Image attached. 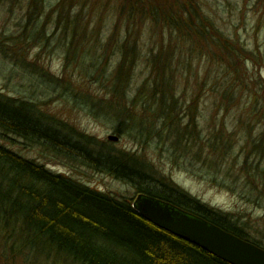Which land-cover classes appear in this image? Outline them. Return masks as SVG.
I'll return each instance as SVG.
<instances>
[{
  "label": "rangeland",
  "instance_id": "obj_1",
  "mask_svg": "<svg viewBox=\"0 0 264 264\" xmlns=\"http://www.w3.org/2000/svg\"><path fill=\"white\" fill-rule=\"evenodd\" d=\"M59 1L0 0V36L21 37L24 43L13 50L25 60L24 65L0 56V92L38 104L63 122L65 130L143 152L186 193L258 231L264 229V189L259 190V177L253 176L258 172L264 177V0H171L179 6L165 7L166 18L176 17L181 7L196 15L191 28L206 36L196 37L198 45L183 39V31L191 28L170 26L172 20L162 19L155 9L154 14L132 18L123 9V0H72L68 12H59ZM21 28L28 30L24 36H19ZM124 45L126 49L137 45L140 51L137 65L127 72L130 99L151 79L148 66L153 54L172 53V89L178 99L172 113L182 127L192 124L195 147L183 144L174 150L173 138L168 137L171 128L165 138L135 137V117L118 119L119 107L109 96L114 93L113 80L108 76L114 73ZM103 55L105 65L100 67ZM102 68L107 72H100ZM135 106L134 114L146 115ZM196 120L200 134L220 138L216 151L228 155L217 157L207 149L198 154L196 144L204 139L194 137ZM120 127L127 133L117 134ZM111 136L119 140L111 141ZM65 141L62 138L64 144L53 149L49 142L37 144L15 136L4 140L49 170L98 191L128 199L137 196L133 186L89 166L84 153L73 146L77 139ZM245 160L246 169L241 166ZM26 258L28 254L9 263L2 255L0 264H26Z\"/></svg>",
  "mask_w": 264,
  "mask_h": 264
},
{
  "label": "trees",
  "instance_id": "obj_2",
  "mask_svg": "<svg viewBox=\"0 0 264 264\" xmlns=\"http://www.w3.org/2000/svg\"><path fill=\"white\" fill-rule=\"evenodd\" d=\"M36 1L32 0L33 3ZM72 2L60 0L56 11L68 12L67 6ZM123 3V9H128L132 18L154 14L155 9L157 14L160 11L158 15L162 19H171L170 26L179 30L190 29L196 21V15L183 7L178 9L176 17L166 18L165 7L179 6L178 2L171 0H123ZM25 29L21 28L19 36L25 35L28 31ZM14 36L9 35V39L0 36V56L16 59V63L19 61L25 65L22 57L17 58L20 52L13 50L24 42L21 37ZM197 36L206 38L194 27L183 31L186 43L198 45L200 39ZM136 48L137 45L130 49L122 46L114 73L108 76L110 81H115L114 84L111 82L114 93L109 96L112 95L110 101L119 107L118 119L128 117L132 120L135 117L138 122V128H133L136 129L135 137L148 135L161 139L171 128L173 133L168 137L173 138L171 146L174 150L183 144L195 147V139H190L192 124L182 127L172 113L178 103L172 89V53L161 50L153 54L148 66L151 79L132 99L129 98L131 88L127 72H132L138 63L140 51ZM103 58L104 55L98 60L100 67L105 65L101 62ZM45 71L41 68V72ZM100 72L107 70L102 68ZM102 99L106 101V98ZM135 105L146 115L134 114ZM0 133V256L3 255L9 263L28 254L31 260L26 258V264H42L43 260L48 264H61L63 259L70 264H229L148 222L134 209L133 199L98 191L22 155L4 142L5 138L14 136L37 144L49 142L53 149L64 144L62 138L67 139L65 144L77 139L73 146L84 153L85 161L92 168L125 181L136 189L137 194L171 203L264 249V229L258 231L240 222L233 214L213 208L186 193L143 152L122 150L113 143L101 144L84 134L82 136L74 129L65 130L63 122L46 114L34 102L0 92ZM122 133L127 131L117 128V134ZM194 137L196 141L204 139L196 144L198 154L207 149L217 157L228 155L225 151H216L220 138L205 139L200 134L197 120ZM248 165L247 160L241 164L244 169ZM253 176L259 177V190L262 191L263 175L253 172ZM51 259L53 262L50 263Z\"/></svg>",
  "mask_w": 264,
  "mask_h": 264
},
{
  "label": "water",
  "instance_id": "obj_3",
  "mask_svg": "<svg viewBox=\"0 0 264 264\" xmlns=\"http://www.w3.org/2000/svg\"><path fill=\"white\" fill-rule=\"evenodd\" d=\"M112 141L119 140L111 136ZM134 209L148 222L229 264H264V249L171 203L144 194Z\"/></svg>",
  "mask_w": 264,
  "mask_h": 264
}]
</instances>
